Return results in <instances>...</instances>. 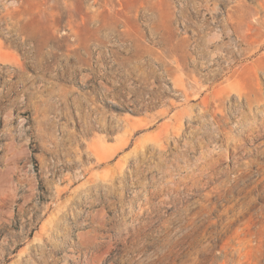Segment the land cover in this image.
Instances as JSON below:
<instances>
[{"label": "rangeland", "instance_id": "obj_1", "mask_svg": "<svg viewBox=\"0 0 264 264\" xmlns=\"http://www.w3.org/2000/svg\"><path fill=\"white\" fill-rule=\"evenodd\" d=\"M260 4L0 0V264H264Z\"/></svg>", "mask_w": 264, "mask_h": 264}, {"label": "bare ground", "instance_id": "obj_2", "mask_svg": "<svg viewBox=\"0 0 264 264\" xmlns=\"http://www.w3.org/2000/svg\"><path fill=\"white\" fill-rule=\"evenodd\" d=\"M206 2H207V1H206ZM212 3H214V2H212ZM205 4H206V3H205ZM208 4H209V3H208ZM217 4H218V3H217ZM217 4H215V5H217ZM206 6H207V5H206ZM210 6H211V5H210ZM214 7H215V6H214ZM242 7H243V6H242ZM207 9H208V6H207ZM259 9H260L259 11L264 10V4H260V5H259ZM213 10H214V8H213ZM215 10H216V9H215ZM218 10H219V9H218ZM253 11H254V10H253ZM212 12H213V11H212ZM213 21H214V20H213ZM213 21H212V22H213ZM257 21H258V20H257ZM261 21H262V20H261ZM227 22H228V21H227ZM202 23H203V22H202ZM184 24H185V23H184ZM204 25H205V24H204ZM240 26H241V25H240ZM193 27H195V26H193ZM203 28H204V27H203ZM203 28H202V29H203ZM196 30H197V29H196ZM229 31H230V30H229ZM233 31H234V30H233ZM197 32H198V31H197ZM199 32H200V31H199ZM227 32H228V31H227ZM230 32H231V31H230ZM237 32H238V31H237ZM194 33H195V31H194ZM201 33H202V32H201ZM231 33H232V32H231ZM196 34H197V33H196ZM199 34H200V33H199ZM204 34H205V33H204ZM204 34H203V35H204ZM239 34H240V33H239ZM200 35H201V34H200ZM208 35H209V34H208ZM215 36H216V35H215ZM207 37H208V36H207ZM207 37H206V38H207ZM212 37H213V36H212ZM212 37L209 36V38H211V39H212ZM218 37H219V36H218ZM218 37H217V39H219ZM233 38H234V37H233ZM238 38H239V37H238ZM214 39H215V38H214ZM200 40H201V39H200ZM215 40H216V39H215ZM219 40H220V39H219ZM221 40H222V39H221ZM202 41H203V40H202ZM231 41H232V40H231ZM195 42H196V40H195ZM209 42H210V41H208V43H209ZM213 42H214V41H213ZM206 43H207V42H206ZM239 43H240V42H239ZM214 44H215V43H214ZM226 44H227V43H226ZM226 44H225V45H226ZM205 45H206V44H205ZM233 45H234V44H233ZM237 45H238V44H237ZM219 46H220V45H219ZM231 46H232V45H231ZM239 46H240V45H239ZM205 47H206V46H205ZM233 47H234V46H233ZM201 48H202V47H201ZM216 48H217V47H216ZM220 48H221V47H220ZM209 49H210V48H209ZM209 49H206V50H209ZM234 49H237V48H234ZM224 50H225V49H224ZM220 52H221V50H220ZM220 52H219V53H220ZM236 52H237V51H236ZM238 52H239V51H238ZM221 53H223V52H221ZM224 53H225V52H224ZM224 53H223V54H224ZM214 54L216 55V53H214ZM214 54H213V56H215ZM259 136H260V135H259ZM210 153H211V152H210ZM77 176H79V175H77ZM92 235H93V234H92ZM82 241H83V240H82ZM83 243H84V242H83Z\"/></svg>", "mask_w": 264, "mask_h": 264}]
</instances>
